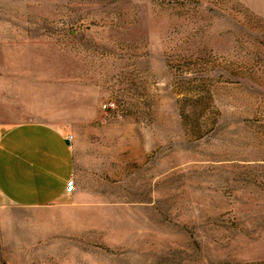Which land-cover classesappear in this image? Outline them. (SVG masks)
Here are the masks:
<instances>
[{"label":"rangeland","instance_id":"obj_1","mask_svg":"<svg viewBox=\"0 0 264 264\" xmlns=\"http://www.w3.org/2000/svg\"><path fill=\"white\" fill-rule=\"evenodd\" d=\"M27 122L75 190L0 192V264H264V0H0V139Z\"/></svg>","mask_w":264,"mask_h":264},{"label":"crops","instance_id":"obj_2","mask_svg":"<svg viewBox=\"0 0 264 264\" xmlns=\"http://www.w3.org/2000/svg\"><path fill=\"white\" fill-rule=\"evenodd\" d=\"M75 155L67 135L42 122L9 129L0 139V192L23 207H42L69 197Z\"/></svg>","mask_w":264,"mask_h":264},{"label":"built area","instance_id":"obj_3","mask_svg":"<svg viewBox=\"0 0 264 264\" xmlns=\"http://www.w3.org/2000/svg\"><path fill=\"white\" fill-rule=\"evenodd\" d=\"M66 190L67 192L71 193L75 190V182H74V179L71 178L67 184V187H66Z\"/></svg>","mask_w":264,"mask_h":264}]
</instances>
